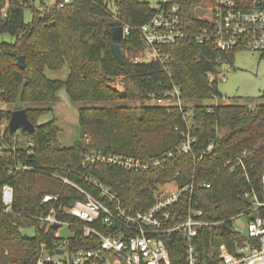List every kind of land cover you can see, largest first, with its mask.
I'll list each match as a JSON object with an SVG mask.
<instances>
[{"label":"trees","instance_id":"trees-1","mask_svg":"<svg viewBox=\"0 0 264 264\" xmlns=\"http://www.w3.org/2000/svg\"><path fill=\"white\" fill-rule=\"evenodd\" d=\"M22 1L20 4L18 0H0V10L7 3V19L0 23V34L14 38L11 43L0 42V101H16L25 81L23 109L35 129L32 133L10 134L6 123L12 112L0 110V151L3 154L0 190L3 184L13 189V213L2 212L0 201V264H36L40 253H54L57 238L51 229L45 231L40 227V218L48 211V206L41 205V198L45 194H60V204L68 205L83 197L72 187H63L51 174L68 177L81 185L78 174L90 175L115 192L125 205L139 210L150 204L154 184L173 179L179 172L180 176L175 177L179 182L194 177L196 181L211 183V189L198 192L200 206L206 219L227 221L248 212L251 205L250 200L243 198L246 181L240 179L237 172L221 169L218 159L226 153L246 150L254 152L253 185L261 200L259 175L264 103L254 105L253 110L251 105L245 104H202L211 99L210 95L221 98L217 85L210 84L207 78L210 73L216 74L219 60L232 67L237 50L222 53L212 46L199 45L193 39L165 48L173 57L170 77L179 86L182 100L198 103L193 106L192 119L196 127L192 128L191 136L199 148L215 141L211 156L197 166L186 156L145 173L127 172L100 163L83 168L81 164L88 153L120 154L145 160L169 151L182 141L185 124L181 110L143 104L147 94L161 90L160 84L169 87L167 77L155 64L132 66L125 59V51L144 45L138 29L148 22L152 11L148 3L139 0H73L62 9L58 8L61 0H54L50 6L39 0V9L35 7L36 0ZM175 1L187 15L193 5L211 2ZM27 9L32 14L29 22L24 18ZM193 21L196 26L202 25ZM115 26L129 28V34L119 42L122 65L110 48V29ZM19 56L25 58V70L16 67ZM64 66L68 67L65 81L49 80L45 76L46 69L60 71ZM110 77L119 80L123 91L110 86L114 83ZM61 88H65L72 103L91 105L78 109L80 139L69 147L59 145L53 120L37 124V119L50 109L33 106L54 103ZM98 103L111 106H95ZM17 137L22 138L23 143ZM16 166L29 170L8 172ZM218 169L221 171L216 173ZM259 213L264 214V211ZM251 215L247 213L248 220ZM60 218L77 223L72 217ZM227 224L231 226L230 222ZM78 238L71 241L76 243ZM244 241L245 237L234 230L221 234L210 227L199 233L197 245L201 259H205L206 264H215V259L234 254ZM209 243L215 251L214 260L206 258ZM93 247L88 240L81 239L75 247L69 248L76 251Z\"/></svg>","mask_w":264,"mask_h":264},{"label":"built area","instance_id":"built-area-1","mask_svg":"<svg viewBox=\"0 0 264 264\" xmlns=\"http://www.w3.org/2000/svg\"><path fill=\"white\" fill-rule=\"evenodd\" d=\"M72 1L61 0L58 8L62 9ZM18 2L23 3L22 0ZM148 5L152 13L148 22L138 29L144 45L132 51H125V59L132 66L155 64L167 77L169 87L160 84L161 90L147 94L143 104L167 110H181L185 124V130L181 131L182 141L169 151L145 160L120 154L88 153L82 161L83 168L100 163L127 172L145 173L186 156L191 157L197 166L212 155L215 141L199 148L196 139L191 136L192 128L196 127L192 119L193 107L182 100L179 86L171 80L173 57L165 51L166 47L193 39L199 45L212 46L222 53L248 50L264 55V0H211L204 3L205 13L200 16L191 12L187 15L175 0H155L154 5ZM6 7L7 3L5 8L0 10V23L7 19ZM193 20L201 22L202 25L196 26ZM128 34L129 28L123 27L124 38ZM217 63L216 74L208 75L210 84L218 85L223 82L225 78L222 77V71L230 70V66L221 60ZM120 87L123 91V86ZM210 97L209 100H214L215 103L209 106H216L219 99L224 100L222 96ZM250 107L253 110L254 105ZM210 111L208 109L207 113ZM262 132L264 135V120ZM31 146L29 143V147ZM261 148V200L253 185L254 153L243 150L240 153L219 156L221 169H227L231 173L237 172L239 178L244 179L247 184L246 188L242 189L243 198L250 200L251 208L235 217L250 212L252 215L243 235L245 241L235 249L234 254L228 253L225 259H215L214 248L209 243L206 258L215 259V264H264V214L259 213L260 210L264 211V143ZM2 155L0 151V157ZM221 169L216 170V173ZM24 170L29 169L16 166L8 169V172ZM50 176L60 180L63 187H72L83 198L68 205L60 204V194H45L41 198V205L48 206V211L40 218V227L45 231L51 229L57 243L54 253H40L36 264H206L198 250L199 233L210 227L220 231L221 226H229L227 222L231 224L235 218L227 221L206 219L198 201V192L211 189V183L196 181L194 177L179 182L175 178L180 176L179 172L173 179L154 184L150 204L139 210L125 205L115 192L90 175L78 174L83 185L68 177L55 174ZM0 201L2 212L13 213V189L10 185L1 186ZM60 217H72L77 223L65 221ZM54 226L56 229H53ZM229 227L233 231L232 227ZM63 228L68 233L66 237L59 234ZM78 236V241L88 240L94 247L87 250H70V246L75 247L78 243L71 240H76ZM59 251L63 253L59 254Z\"/></svg>","mask_w":264,"mask_h":264},{"label":"rangeland","instance_id":"rangeland-1","mask_svg":"<svg viewBox=\"0 0 264 264\" xmlns=\"http://www.w3.org/2000/svg\"><path fill=\"white\" fill-rule=\"evenodd\" d=\"M141 2L155 4V0H139ZM54 0H43V3L50 6ZM205 2L193 5L189 9L195 16H200L205 13ZM35 7L40 8L39 0L35 1ZM31 11L25 10L24 18L26 22L31 20ZM14 38L7 34H0V42L11 43ZM227 67H225L226 69ZM45 76L49 80L65 81L68 76V67L64 66L60 71L45 70ZM222 77L225 78L223 82H219L217 85L219 94L224 100L219 99V103L229 104H245L256 105L264 103V55H260L257 52L248 50H237L233 55V64L229 71H222ZM111 78V77H110ZM114 81L110 86L114 87L118 91H122L119 80ZM15 102L7 103L6 101H0V110L11 111L15 110ZM214 100H207L202 102L205 105L214 104ZM198 103L188 102L190 107L195 106ZM36 108L50 109L37 119V124L41 125L49 121H54L57 129V141L62 147L72 146L80 139V129L78 125V109L83 106H91L90 104L72 103L66 93L65 88H61L56 94V101L50 104H35ZM98 107H110L108 103L95 104ZM8 122L6 123V125ZM18 141L23 143V139L17 137ZM260 148V147H259ZM262 149V148H261ZM254 153V152H253ZM248 222V216L242 215L232 219V229L244 235L246 233V226ZM31 235V231L27 233ZM59 234L62 237L68 235L67 231L63 228Z\"/></svg>","mask_w":264,"mask_h":264},{"label":"water","instance_id":"water-1","mask_svg":"<svg viewBox=\"0 0 264 264\" xmlns=\"http://www.w3.org/2000/svg\"><path fill=\"white\" fill-rule=\"evenodd\" d=\"M111 35V43L110 48L114 55V57L118 60V62L123 64L122 52L120 49L119 42L124 40L123 35V27L115 26L110 29ZM16 67L20 70H25L27 65L25 62V58L23 56H19L16 58ZM109 80H114V77L109 78ZM26 82L24 81L21 86V90L15 102V110L11 113L10 119L7 124V129L10 134H14L18 131H24L27 133H32L35 129V126L29 121L26 111L23 109V94L25 90ZM1 146V142H0ZM53 229H56L54 226ZM231 228L227 225H223L220 227L221 234L231 233ZM63 251H59V254H62Z\"/></svg>","mask_w":264,"mask_h":264}]
</instances>
